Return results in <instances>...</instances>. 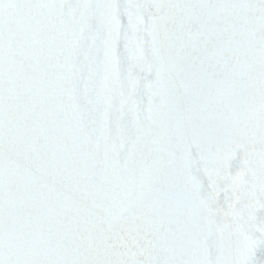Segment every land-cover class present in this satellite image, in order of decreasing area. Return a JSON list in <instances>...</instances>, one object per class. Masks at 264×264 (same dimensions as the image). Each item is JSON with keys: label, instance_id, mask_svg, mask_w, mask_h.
<instances>
[{"label": "snow or ice", "instance_id": "1", "mask_svg": "<svg viewBox=\"0 0 264 264\" xmlns=\"http://www.w3.org/2000/svg\"><path fill=\"white\" fill-rule=\"evenodd\" d=\"M0 264H264V0H0Z\"/></svg>", "mask_w": 264, "mask_h": 264}]
</instances>
